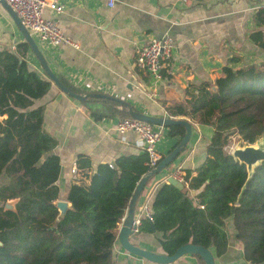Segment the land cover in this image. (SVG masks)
Instances as JSON below:
<instances>
[{"label":"trees","instance_id":"trees-1","mask_svg":"<svg viewBox=\"0 0 264 264\" xmlns=\"http://www.w3.org/2000/svg\"><path fill=\"white\" fill-rule=\"evenodd\" d=\"M252 38L259 41L260 35ZM29 49L23 42L15 51L0 50V264H113L118 225L138 182L151 170L147 154L98 164L90 184H78L67 195L71 206L57 220V142L43 129L44 107L35 105L51 82L28 68ZM185 93L184 102L166 112L213 128L206 157L194 170H185L186 190L165 182L156 188L153 219L142 218L138 230L158 234L168 255L191 243L221 256L228 246L226 220L232 218L243 259L264 264V161L249 176L246 165L225 149L232 136L253 144L264 135V63L225 65L214 82L191 84ZM95 97L103 104L92 112L95 118L120 113L116 100ZM167 129L171 136L184 135L183 126ZM75 166L88 169L90 159L78 155ZM12 200L14 209L5 208Z\"/></svg>","mask_w":264,"mask_h":264},{"label":"crops","instance_id":"crops-1","mask_svg":"<svg viewBox=\"0 0 264 264\" xmlns=\"http://www.w3.org/2000/svg\"><path fill=\"white\" fill-rule=\"evenodd\" d=\"M114 1V5L109 6L106 0H60L64 6L61 13L55 14L48 8L43 10V16L55 19L77 48L52 45L29 31L61 83H67L74 93L88 96L81 101L61 91L49 80L29 49L28 68L51 82L47 94L36 100L35 105L44 107L43 129L57 142L53 153L59 156L61 165L58 200L67 201L69 206L67 195L73 193L78 184H90L98 164H112L120 156L142 152L136 146L135 133L116 131L119 119L126 113L130 116L129 108L150 116L167 117L166 108L183 103L189 85L214 82L225 65L238 69L264 63L261 45L264 42V0ZM255 33L260 35L259 41L252 38ZM160 36L171 38L174 48L162 79L154 82L147 72L137 68L135 56L149 38ZM23 42L26 41L12 17L0 6V50L15 51L17 44ZM12 45L15 49H11ZM96 95L116 100L120 113L95 118L92 112L103 106L101 101L92 100L99 98ZM172 118L191 123V138L174 162L144 187L134 219L153 187L156 190L160 184L167 183L169 174L176 168L183 174L186 169L194 170L206 157L213 128L193 123L185 116ZM180 138L169 135L168 129L163 127L156 148L165 156ZM81 154L90 159L91 166L84 170L76 167L77 171L73 172L76 158ZM186 189L185 185L183 190ZM190 193L195 195L197 191ZM121 224L122 221L117 232ZM226 231L227 250L221 256L214 255L216 264H250L243 259L242 246L235 239L232 218L226 220ZM130 242L163 253L158 234L138 230L130 237ZM112 258L113 264H158L128 253L117 237ZM170 264L199 263L194 255L188 254Z\"/></svg>","mask_w":264,"mask_h":264},{"label":"water","instance_id":"water-1","mask_svg":"<svg viewBox=\"0 0 264 264\" xmlns=\"http://www.w3.org/2000/svg\"><path fill=\"white\" fill-rule=\"evenodd\" d=\"M0 3H1V6L5 8V10H7V12L12 17L15 25L17 26L20 33L24 37L25 41L29 44L31 51L33 52L38 62L42 66L49 80L53 84H55L65 94L71 96L74 99L85 101L88 97L87 95H81V94L74 93L73 91H71L65 85L61 83L58 77L49 68L42 52L38 48L36 41L31 36L27 28L23 26L17 14L12 10V8L4 0H0ZM129 114L132 118L145 121L153 125L162 126L165 128H168L169 126H176V125L183 126L184 135L178 140V142L172 148V150L168 152L165 156H163V158L159 161V163L154 168H152L145 176H143L141 180L138 182L134 190V193L131 197V200L129 202L126 215L124 216L122 220V224L119 227V230L117 233V240L120 246L132 255L138 256L140 258H143L145 260L158 263V264L174 263L180 257L184 255H188V254L199 255L203 259L204 264H216L214 254L212 253V251L203 246H198V245H194L191 243L184 244L178 247L173 254L168 255L165 253L153 252L151 250L138 247L130 242V237L135 234L134 232L135 226L133 223H134V214L136 210V204H137V201L144 187L146 186L147 182L151 178L161 173L166 167H168L171 163H173L174 160L186 148L191 138L192 126L190 122L182 118H172L169 116L156 117V116H150L142 112L133 111V110H129ZM262 137H264V135ZM230 154L235 159L239 160L241 163H244L246 165V168L250 176L251 173L253 172V168L257 166L258 164H260L262 161H264V141L260 142L259 145L257 144V146H255L254 144H248V143L242 146L237 145L235 148L232 149ZM166 181L167 183L172 184L181 190H183L185 187V184L183 182L177 180L173 176H169ZM55 204L59 209V215H58L57 220H61L64 217L66 211L70 208L71 204L69 206L68 202L65 200H57ZM4 207L7 209L13 210L14 201L13 200L11 202L7 201L4 204Z\"/></svg>","mask_w":264,"mask_h":264},{"label":"built area","instance_id":"built-area-1","mask_svg":"<svg viewBox=\"0 0 264 264\" xmlns=\"http://www.w3.org/2000/svg\"><path fill=\"white\" fill-rule=\"evenodd\" d=\"M12 10L17 14L21 23L28 31L37 35L41 40L52 45H71L77 48V44L72 42L59 27L55 19H48L43 16V10L48 8L55 14L63 11V4L60 0H4ZM109 6H113L114 0H106ZM1 6V3H0ZM174 45L168 36L151 37L143 43L136 52L135 65L137 68L147 72L154 82H159L165 73L168 62L171 59ZM11 49H15L12 45ZM116 131L120 134L133 132L136 134V146L147 154V164L150 169L154 168L163 155L157 150L156 143L162 136L163 127L147 123L132 117L119 119L116 124ZM227 147V146H226ZM225 147V149H226ZM76 166L73 172H76ZM183 173L180 168H176L169 176L183 182ZM155 187L146 195L134 226L136 233L140 225V220L146 218L152 221V211L150 208V199Z\"/></svg>","mask_w":264,"mask_h":264},{"label":"rangeland","instance_id":"rangeland-1","mask_svg":"<svg viewBox=\"0 0 264 264\" xmlns=\"http://www.w3.org/2000/svg\"><path fill=\"white\" fill-rule=\"evenodd\" d=\"M264 141V137L260 138L258 141H256L255 143H253L255 146H257V144L259 145L260 142ZM246 144V142H242L241 140L238 139V136H232L229 139V143L226 147V150L231 152L233 148H235L237 145H244ZM11 202V201H9Z\"/></svg>","mask_w":264,"mask_h":264}]
</instances>
